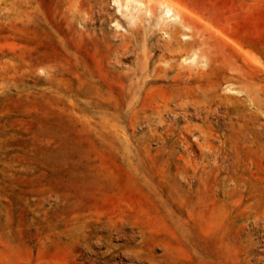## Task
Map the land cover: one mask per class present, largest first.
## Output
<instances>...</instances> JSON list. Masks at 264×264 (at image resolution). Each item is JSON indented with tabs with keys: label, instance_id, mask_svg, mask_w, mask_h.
Listing matches in <instances>:
<instances>
[{
	"label": "rangeland",
	"instance_id": "rangeland-1",
	"mask_svg": "<svg viewBox=\"0 0 264 264\" xmlns=\"http://www.w3.org/2000/svg\"><path fill=\"white\" fill-rule=\"evenodd\" d=\"M58 3L0 0L34 12L0 34V264H264V0Z\"/></svg>",
	"mask_w": 264,
	"mask_h": 264
},
{
	"label": "bare ground",
	"instance_id": "bare-ground-1",
	"mask_svg": "<svg viewBox=\"0 0 264 264\" xmlns=\"http://www.w3.org/2000/svg\"><path fill=\"white\" fill-rule=\"evenodd\" d=\"M100 1V0H99ZM117 0H114V3L116 2ZM97 3V2H96ZM103 3V2H102ZM59 11H60V13H61V15L63 16V17H67V16H70L72 19L73 18H75L74 17V14H75V7H76V0H59ZM104 4V3H103ZM166 6V5H165ZM164 6V7H165ZM26 10V9H25ZM33 10V9H32ZM24 11V13L23 14H21L20 16L21 17H16V20L18 21H14V22H11L10 20H9V22L8 21H6L5 23H0V34H5L6 36H4V37H7V38H12V39H19L20 41H23L24 40V38H25V36H24V28H25V24H24V20L25 19H27V18H29L30 16H31V14H32V12L33 11ZM37 11V10H36ZM34 13V12H33ZM164 13H165V15H166V17H167V20L169 19L170 21H172L173 20V22L175 21L174 19H172V16H174V14H173V11H172V9L171 8H169V7H166L165 9H164ZM177 13V12H176ZM37 14V13H36ZM19 16V15H18ZM178 17V16H177ZM67 20V19H66ZM73 21V20H72ZM72 21H70V22H72ZM75 21H76V19H75ZM67 22V21H66ZM165 22H166V20H165ZM176 22L177 23H179L180 24V26L182 27V28H188V20L184 17V16H182L181 15V17H178V21H177V19H176ZM73 23V22H72ZM171 23V22H170ZM169 23V24H170ZM76 24V23H75ZM173 24V23H172ZM70 25V24H69ZM24 26V27H23ZM175 26V25H174ZM177 26V25H176ZM178 28H180V27H178ZM178 28H174V30L176 29V30H178ZM71 29H72V27H71ZM162 29H164V28H162ZM166 29V28H165ZM189 29V28H188ZM73 30V29H72ZM75 30V29H74ZM90 30V29H89ZM135 31V30H134ZM85 32V31H84ZM90 32V31H89ZM132 32H133V30H132ZM136 32V31H135ZM170 32V31H169ZM176 33V32H175ZM70 34V33H69ZM168 34V33H167ZM178 34V33H177ZM89 35L91 36V34L89 33ZM130 35V34H129ZM103 36V35H102ZM128 36V35H127ZM168 39L169 40H172L173 39V41L175 40L174 39V37H175V35H174V33H169L168 35ZM177 36V35H176ZM134 37H136V36H134ZM182 37V34H181V36L179 37L178 36V38H181ZM186 37V36H185ZM69 38V37H68ZM67 38V39H68ZM92 38V37H91ZM102 38V37H101ZM176 38V37H175ZM189 38L190 39H188L187 41H183L184 43L183 44H181V45H179V46H184V44L186 45V44H196V42H198V44L199 45H202L203 44V42H202V35H198V34H196L195 32H191L190 33V36H189ZM112 39V38H111ZM131 39V38H130ZM65 40H66V38H65ZM106 40V39H105ZM125 40V39H124ZM124 40H123V43H124ZM182 40V39H181ZM181 40H179V41H177V43H179V42H181ZM59 41H62V40H59ZM165 41V40H164ZM173 41H172V44H173ZM24 42V41H23ZM63 42V41H62ZM61 42V43H62ZM65 42V41H64ZM107 42V41H106ZM168 43H169V41H167ZM176 42V41H175ZM174 42V43H175ZM66 43V42H65ZM122 43V42H121ZM165 43H166V41H165ZM125 44V43H124ZM124 44H121V45H124ZM170 44V43H169ZM172 44H170V45H172ZM110 45V44H109ZM120 45V44H119ZM127 45V44H126ZM125 45V49H126V46ZM129 45V44H128ZM163 45H167V43L166 44H164L163 43ZM174 45H176V44H174ZM174 45H172V46H174ZM191 46V45H190ZM167 47V46H166ZM171 47V46H170ZM174 47H176V46H174ZM184 47H186V46H184ZM13 48H16V46L15 45H12V46H10L9 48H8V50H7V54L8 55H11L12 53H13ZM116 48V47H115ZM115 48H113L114 50H115ZM124 48V47H123ZM128 48V47H127ZM163 48H165V47H163ZM181 48H183V47H180V50H181ZM202 48V47H201ZM64 49V48H63ZM125 49L123 50V51H125ZM167 49V48H166ZM166 49H164V50H166ZM171 49H173V47L171 48ZM186 49H188L187 47H186ZM116 50H117V48H116ZM115 50V51H116ZM170 50V49H169ZM174 50H176V49H174ZM179 50V49H178ZM178 50H176V52L178 51ZM113 51V50H112ZM114 51V52H115ZM129 51V50H128ZM127 51V52H128ZM182 51H184L183 49H182ZM182 51H179V52H182ZM64 52V51H63ZM66 52V51H65ZM126 52V56H127V53ZM165 52H167V51H165ZM165 52H164V54H165ZM170 52H172L171 50H170ZM173 52H175V51H173ZM2 53H3V51H2ZM37 53V52H36ZM62 53V52H61ZM117 53H118V51H117ZM124 53V52H123ZM123 53H121V54H123ZM147 53V52H146ZM66 54V53H65ZM73 54V53H72ZM125 54V53H124ZM123 54V55H124ZM163 53H161V55H162ZM163 54V55H164ZM168 54V53H167ZM173 54V53H172ZM176 54V53H175ZM174 54V55H175ZM177 54H178V52H177ZM70 55V54H69ZM117 56H118V54H116ZM116 55H114V56H116ZM166 55V54H165ZM179 55V54H178ZM117 56L115 57L116 59H117ZM122 56V55H121ZM160 56V55H159ZM118 57H120V56H118ZM123 57H125V55L123 56ZM158 57V56H157ZM122 58V57H121ZM38 58H34L33 59V61H36ZM76 59V58H75ZM110 59V58H109ZM158 59V58H157ZM160 59V58H159ZM159 59H158V61H159ZM163 59V58H162ZM169 59V58H168ZM67 60H69V59H67ZM111 60V59H110ZM33 61H31V63L33 62ZM108 62H109V60H108ZM113 63V62H112ZM122 63V62H121ZM148 63V62H147ZM114 64V63H113ZM120 64V63H119ZM109 65H111V64H109ZM155 65V64H154ZM54 68H56V69H60V67H59V65H57V64H53L52 65ZM115 65H113V67H114ZM154 67H156V66H154ZM162 67V66H161ZM167 67V66H166ZM170 66H168V70L170 69L169 68ZM173 67V66H172ZM160 68V67H159ZM163 69H166L165 68V66L164 67H162ZM158 69V68H157ZM171 69H173V68H171ZM198 69L199 68H197V70L196 71H198ZM162 70V69H161ZM128 71V70H127ZM153 71V70H152ZM155 71H157V70H155ZM154 71V72H155ZM145 72V71H144ZM165 72V71H164ZM201 72V71H200ZM124 73V72H123ZM156 73V72H155ZM166 73V72H165ZM202 73V72H201ZM127 74H128V72H127ZM167 74V73H166ZM197 74H199L200 76H201V74L198 72ZM197 74H196V76H197ZM177 75H179V73L177 74ZM198 75V76H199ZM159 76V75H158ZM199 76V77H200ZM180 77V75L178 76V78ZM188 78H189V76H187ZM90 79H91V77H90ZM163 79V78H162ZM148 80V79H147ZM156 80L155 79H149V81H148V83H152V82H155ZM175 81H177V78L175 77V78H171V80H170V82H172V83H175ZM143 83H145V81L143 82ZM122 88V87H121ZM158 109V108H157ZM156 109V110H157ZM162 109L164 110L165 108H163L162 107ZM162 109H161V112H162ZM167 109H169V110H166V111H175V109L176 110H179L180 111V113H176L177 115H181L183 118H185L186 116H187V108L185 107V105H177V106H174V109H171L170 107H167ZM155 110V109H154ZM164 110V111H165ZM150 111H152V110H150ZM159 111V110H158ZM157 111V112H158ZM163 111V112H164ZM156 111H155V113H157ZM160 112V113H161ZM153 113V112H152ZM154 113V114H155ZM160 113H158V117H160L161 116V114ZM151 116V115H150ZM162 118V116L159 118V119H161ZM182 134V133H181Z\"/></svg>",
	"mask_w": 264,
	"mask_h": 264
}]
</instances>
